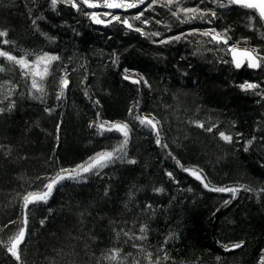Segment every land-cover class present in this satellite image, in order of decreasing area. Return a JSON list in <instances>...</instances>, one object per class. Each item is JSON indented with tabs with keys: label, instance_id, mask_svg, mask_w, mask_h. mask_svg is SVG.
I'll list each match as a JSON object with an SVG mask.
<instances>
[{
	"label": "trees",
	"instance_id": "obj_1",
	"mask_svg": "<svg viewBox=\"0 0 264 264\" xmlns=\"http://www.w3.org/2000/svg\"><path fill=\"white\" fill-rule=\"evenodd\" d=\"M76 2L0 0V50L30 63L0 57V264H264V20L228 0H145L111 15ZM180 8L207 14L188 19ZM236 46L260 67L237 69ZM45 53L59 59L35 77L41 94L31 88L32 62ZM142 75L140 85L124 79ZM245 82L260 87L242 90ZM137 116L159 121V145ZM104 122L128 124L123 153L114 151L122 133L98 131ZM109 151L107 167L66 172L46 203L25 207L23 197L46 191L61 169ZM220 187L239 191L209 190ZM21 229L18 261L7 247ZM113 249L119 257L109 261Z\"/></svg>",
	"mask_w": 264,
	"mask_h": 264
},
{
	"label": "snow or ice",
	"instance_id": "obj_2",
	"mask_svg": "<svg viewBox=\"0 0 264 264\" xmlns=\"http://www.w3.org/2000/svg\"><path fill=\"white\" fill-rule=\"evenodd\" d=\"M63 2L71 4L72 7L79 9L80 5L77 4L76 0H63ZM159 0H150V3L148 4V7H151L153 4L158 3ZM58 3V0H51V4L53 6V8H55L56 4ZM81 3H83L84 5H87L90 8H96V7H106L109 9H127V8H136L139 7L141 4L145 3V0H132V2H128V0H103V4L100 3H96V2H92V0H81ZM173 3V0H166V5H170ZM228 5H240L246 9H252L254 10V13H258V18L261 20H264V0H228ZM226 5L224 4H220V7H225ZM180 11L184 12L185 15L188 17V19H195L197 14L200 15H206L207 13L202 12V10L198 9V8H180ZM191 13V16H188V14ZM105 15H111V13H105ZM143 15V12L139 13V15H137L134 19H140V16ZM173 16H176L177 18H179V13L176 11L172 12ZM216 13L215 11H211V16L215 17ZM92 19L96 22V23H104L103 20L98 19L97 18V14L95 12H93L91 14ZM114 20L120 21V17L119 16H113L112 17ZM123 24H125L128 28H132V24H130L128 22L127 19L121 21ZM144 23H147V21H143ZM186 22V21H184ZM135 31L140 32L141 29L136 28ZM214 31V30H213ZM152 35H160L159 33H152ZM203 35L205 36H209L211 35L210 32L205 31L203 33ZM7 36V32L5 31H0V37H5ZM180 37H174L173 39H179ZM213 40H223L224 43H227V40L224 39L219 33H216L215 35L212 36ZM167 41H161V43H165ZM3 44H8L9 41L8 40H3L2 41ZM230 51L233 53V59L235 62V67L237 69H239L241 67V62L239 60L236 59V49L232 48L230 49ZM242 56L246 57L248 60V64L247 66L249 68H258L260 67V63L258 61V59L256 57H254L252 55L251 52L245 50L243 53H241ZM0 57H5L8 61L13 62L16 65H19L21 69H27L30 67V63L24 58H17L11 54H9L8 52H5L3 50H0ZM59 57L55 56V55H49L47 53H45L42 56H39L36 58V60L34 62H32L35 65V68H33L32 70V79H31V88L33 90H35L37 93H43V87L40 83H38L37 79L35 77L39 76L40 80L42 81L45 76L48 74V65L55 60H58ZM260 59H264V57H261ZM43 64V70H40V65ZM0 71H4L3 67H0ZM25 75H27V73H25ZM124 79H129L128 76H125ZM134 83H139L140 81L136 80L133 81ZM145 83H147V81H144ZM69 84V81L67 78H63L60 82V93L57 97V99H60L64 96V91L67 88ZM242 90H248V89H256L259 88L260 85L259 84H255V83H248L245 82L244 84L240 85ZM10 95V92H9ZM7 98V97H5ZM34 98L39 99V96H36ZM97 103H99L97 101ZM14 106V105H12ZM9 110H11V107L9 108ZM4 109L0 108V112H3ZM129 114L131 115V110L129 112ZM135 119L139 120V123L141 125H147L149 127H151L153 130H156L157 133V138H156V143L159 145L161 143L160 138H159V130L157 128V125L159 123V121H155V118H148V117H140L137 116L135 117ZM109 122H104L99 124L98 127V131L102 132L104 130L107 131H112V130H116L120 133H122L124 139L122 140L120 146L115 149V152H121L123 153L127 144H128V137H129V131H128V124L127 123H113L111 124L107 129H105V124H108ZM200 127H203V125H199ZM209 131H211V129H208ZM220 137L226 141V142H231L232 141V137L230 135H226L225 133L221 132ZM249 143H251V141H249ZM166 147V145H165ZM245 151H247V149H245ZM114 157V152L109 151V152H100L97 153L95 156L90 157L88 161H85L82 164L77 165V167L75 169L72 170H67V169H61V172L57 174L56 177L52 178L47 184L44 185V188L46 189V191H42V192H30L27 195H25L23 197L24 200V204L25 207H27L28 204L30 203H34V202H44L46 203L48 200V197L51 195V192L54 188V186L59 183L60 180L65 179V175L64 173H69L68 178H76L78 176H80L82 173H88L94 169L97 168H104L107 167L108 163L112 161ZM116 158H120V157H116ZM128 163H135L134 160H129ZM184 171L186 172H190L192 175H194L198 180H201V182L203 183V177L194 170H189V169H184ZM169 176H171V173H168ZM205 188H208L209 185L208 184H204ZM211 191H215V192H230L233 194V198H235V194L239 191V189L237 188H230V187H220V188H211L209 189ZM248 190V189H245ZM157 191H162V189H157ZM225 203H230V201H225ZM26 223V221H25ZM41 223H43V221H41ZM141 231L143 232L144 229H141ZM24 236H25V231L23 229H21L14 237L11 238V240L9 241L10 246L7 247V251L13 256L15 257L16 260H20V255L18 252V246L20 243L23 242L24 240ZM242 245L240 243L234 244L232 245V248H240ZM226 250H229L226 248ZM119 257V250L117 249H113L111 250V254L108 255L106 257V259H108L109 261H116Z\"/></svg>",
	"mask_w": 264,
	"mask_h": 264
},
{
	"label": "water",
	"instance_id": "obj_3",
	"mask_svg": "<svg viewBox=\"0 0 264 264\" xmlns=\"http://www.w3.org/2000/svg\"><path fill=\"white\" fill-rule=\"evenodd\" d=\"M233 48L236 49V59L241 62V67L239 69L247 66V64H248L247 58L241 55V53H243L245 50L251 52L252 55L254 57H256L258 59V61H259V58L256 56V54L251 49H249L247 47H239V46H236V47H233ZM230 55H231V59L233 61V64L235 66V62H234V59H233V53L230 52ZM259 63H260V61H259ZM250 69L257 70L258 68H250ZM128 77H129V79H127V81H129L130 83L136 84V85H139L140 84V82L139 83H134L133 82V81H136V80L140 81L138 77H136V76H128Z\"/></svg>",
	"mask_w": 264,
	"mask_h": 264
},
{
	"label": "rangeland",
	"instance_id": "obj_4",
	"mask_svg": "<svg viewBox=\"0 0 264 264\" xmlns=\"http://www.w3.org/2000/svg\"><path fill=\"white\" fill-rule=\"evenodd\" d=\"M96 3L103 4V1H101V2H96ZM101 7H102V6H101ZM103 8H106V7H103ZM108 9H109V8H107V9H103V10H105L104 13H109V12H108V11H109Z\"/></svg>",
	"mask_w": 264,
	"mask_h": 264
},
{
	"label": "bare ground",
	"instance_id": "obj_5",
	"mask_svg": "<svg viewBox=\"0 0 264 264\" xmlns=\"http://www.w3.org/2000/svg\"><path fill=\"white\" fill-rule=\"evenodd\" d=\"M142 79H145L144 75H142V76L140 77V79H139V80H140V84L142 83ZM140 84H139V85H140Z\"/></svg>",
	"mask_w": 264,
	"mask_h": 264
}]
</instances>
